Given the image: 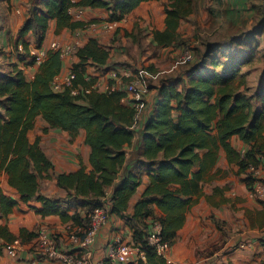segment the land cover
<instances>
[{"label":"trees","instance_id":"obj_1","mask_svg":"<svg viewBox=\"0 0 264 264\" xmlns=\"http://www.w3.org/2000/svg\"><path fill=\"white\" fill-rule=\"evenodd\" d=\"M40 1L42 6L31 11L19 36L24 38L32 32L42 46L52 19L57 22V32L62 28H83V21L73 19L72 8H105L110 12V21H120L142 2L151 0ZM167 1L165 28L153 34L159 47L175 43L181 21L193 13L196 0ZM23 46L29 49L25 40ZM211 53L207 51L192 66L183 88L172 82L158 87L153 113L144 124V145L137 170L129 171L110 197L109 213L126 219L133 231V243L144 252V258L128 264H169L149 244L148 233L159 222L163 242L173 244L194 196H201L204 183L215 178L213 169L221 148L226 150L229 161L238 165V172L246 175L249 190L257 180L249 167L258 168L264 161V84L253 87L243 66L236 62L226 65L222 72L217 70L214 59L212 69L203 68L212 59ZM77 56L74 82L89 85L95 80L86 79L87 65H106L110 51L90 37ZM61 68L60 54L49 50L31 79L19 64H14L10 72L0 70V176L7 175L9 185L25 203L39 201L42 207L36 208L37 213L60 215L64 221L72 219L85 228L88 215L71 216L67 208H62L64 200L41 193V183L51 178L53 163L41 146V137L32 142L29 132L39 117L50 127L69 131L73 136L80 129L85 130L92 170L87 171L81 164L76 171L57 175L56 180L67 191L68 199H85L82 204L90 211L99 205V198L107 196V188L127 161L125 147L132 145L135 136V110L123 104V91H93L81 101L68 91H54L51 83ZM233 136L245 144V151L233 146ZM143 171L148 173L149 183L135 202L133 212L128 213ZM17 204L0 186L1 211L8 214ZM154 206L163 215H157ZM0 235H4L1 229ZM103 264L114 262L106 258Z\"/></svg>","mask_w":264,"mask_h":264},{"label":"crops","instance_id":"obj_2","mask_svg":"<svg viewBox=\"0 0 264 264\" xmlns=\"http://www.w3.org/2000/svg\"><path fill=\"white\" fill-rule=\"evenodd\" d=\"M159 1L142 2L125 18L117 21V29L123 35L122 45L107 48L110 51V58L106 65H87L85 76L94 79L102 92H105L109 85L116 82L113 79L115 71L119 74L125 69L132 71L131 68L114 64V61L118 59L129 57L126 46L129 47L130 51L134 50L132 38L124 35L126 31L130 33L133 28L137 31L140 27L145 33L140 35L139 39L142 42L152 41L155 45L154 31L165 28L166 13L163 4L165 0H161L163 1L162 4H158ZM35 7L37 5L30 8L28 4L24 7V11L22 10L23 13L18 10L21 14L20 17L16 18L17 21L21 18L20 24L24 22ZM147 7L150 8V11L147 10ZM28 9L31 10L30 13ZM89 15H92L94 20L101 21V19H109L110 12L101 7L86 8L85 21L92 19ZM182 22L183 19L181 25ZM87 32L82 28L76 30L62 28L57 32V22L52 19L49 22L42 47H49L53 41L70 42L77 39L75 34L82 33L80 39L84 44L90 37H95L102 46L107 39L100 33V30H97L96 34H86ZM24 40L29 43V49L21 53L31 52L32 49L39 47L32 32ZM19 47L22 48L21 45ZM23 58L25 60L21 63L18 61L12 65L19 64L20 67L22 65L21 68L26 77L31 79L37 72L38 66L32 63L31 58L21 55L20 59ZM78 60L76 53L62 59V68L59 74L65 75ZM11 70L4 69L2 71L10 72ZM147 98L149 104L135 118L133 143L125 147L127 161L118 173L115 182L107 188V196L97 200L99 203L106 202L111 197L114 189L123 181L129 171L137 170V159L140 157L144 145V124L153 113L155 106V98H152V94ZM35 129L36 125L30 130L29 138L31 132L35 133ZM37 134L41 137L44 133L37 131ZM85 137L84 129H80L77 135L73 136L69 131L50 127L48 122L47 151L42 146L41 137V146L52 161L53 169L50 172L51 178L45 179L44 183H41L40 191L48 197L64 200L62 208H67L69 215H78L80 218H86L90 212L89 207L82 204L85 199H68L67 191L58 185L56 177L62 173L76 171L81 164L86 167L87 171L92 170L91 147L85 142ZM231 142L238 151H245L246 146L238 136H233ZM258 169L259 175L256 178L264 181V161ZM238 170V165L234 162L231 163L226 150L221 148L213 169L215 178L204 183L201 196H194L195 201L186 213L185 223L177 231L173 244L168 247L165 253L169 264H264V203L251 194L246 175L239 173ZM141 177L142 182L130 202L128 213L133 212L135 202L141 197L149 183V175L146 171L142 172ZM0 186L4 194L18 202L14 210L8 214L3 213L0 209V229L4 232V235H0V264H32L31 262L35 257L33 251L36 233L43 226L47 227L52 235L54 234L63 251L74 250L77 247V244L70 240L69 234L76 228H81L80 234L83 235L87 227L84 228L72 219L64 221L60 215L43 216L37 213L36 208H41L42 204L36 200L28 203L21 200L19 192L9 185L6 174L0 176ZM154 208L157 215H163L157 206ZM116 234L124 236L128 234L127 238H133V231L126 219L116 214H110L108 223L99 229L91 246V257L94 263H103L107 255L108 242ZM17 240L19 243L16 244V249L19 255L13 256L5 246ZM46 264L49 262L47 261Z\"/></svg>","mask_w":264,"mask_h":264},{"label":"rangeland","instance_id":"obj_3","mask_svg":"<svg viewBox=\"0 0 264 264\" xmlns=\"http://www.w3.org/2000/svg\"><path fill=\"white\" fill-rule=\"evenodd\" d=\"M162 2L160 0L157 3ZM167 3V0L163 2L165 6ZM28 4L30 8H33V5L42 6L40 0H0L2 70H11L13 63L25 60L20 59L21 55L31 58L30 52L21 53L26 50L23 46L26 36L21 38L19 29L25 20L20 24L21 18L19 21L16 19ZM147 10L150 11V8L147 7ZM30 11L28 9L29 13ZM90 17L94 20L92 15ZM98 22L108 24L97 29L107 37L102 46L120 47L123 35L117 26L109 19H101ZM97 30L88 31L86 34H96ZM144 33L140 27L137 31L133 28L130 33H124L126 37L132 38L134 50L130 51L126 46L129 57L118 59L114 64L131 68L133 75L139 80L138 91L146 106L149 104L147 96L152 94L153 99L157 98L158 87L162 84L172 82L183 88L189 80L192 66L210 50L212 59L203 68L212 69L214 59L218 63L217 70L222 72L226 65L236 62L237 65L243 66V71L248 74L249 83L253 87H257L261 82L264 84V0H196L193 13L183 19L177 40L169 47H159L147 40L142 42L139 36ZM82 34L75 35L81 38ZM185 50L191 51V57L181 60L180 55ZM37 131L44 133L41 135L42 146L47 151V123L41 118L37 119L35 133H30L31 141L37 138ZM127 235L122 236L125 240L133 241V238H127Z\"/></svg>","mask_w":264,"mask_h":264},{"label":"built area","instance_id":"obj_4","mask_svg":"<svg viewBox=\"0 0 264 264\" xmlns=\"http://www.w3.org/2000/svg\"><path fill=\"white\" fill-rule=\"evenodd\" d=\"M74 20H80L84 22V31H95L102 26H108L106 23H100L96 20H86L85 14L86 8L75 7L70 10ZM115 26L117 21H111ZM84 45L80 38L74 39L70 42L53 41L49 47L39 46L31 50V61L36 66H39L47 57L48 51L52 50L58 52L62 59L70 57L72 54H77L80 47ZM191 57V51L185 50L180 55L181 60H187ZM123 72V73H122ZM120 74L119 72L113 73V79L115 83L108 86L105 92L113 90L123 91L126 93L122 102L124 105L130 106L135 110V118L139 116L140 111L146 107V104L140 97L139 93V80L136 75H133L132 71L125 69ZM86 79L90 81V78ZM75 73L73 67L65 75H56L53 79L51 86L56 92L68 91L73 97L78 98L79 101L83 97L92 93L93 91H100V87L96 82L84 85L81 83L75 84ZM249 171L253 176L258 178L259 169L250 166ZM251 194L258 200L264 203V181L257 179L254 183L253 189L250 190ZM111 205V199L108 198L106 202H101L95 206L88 213L89 224L81 235V228H76L69 234L70 240L77 244L74 250L63 251L57 239L50 233L49 229L45 226L40 227L36 233V243L34 247V259L32 264H103L94 263L92 261L91 246L94 243L99 229L108 223L110 219L109 209ZM148 242L150 245L156 248L158 255L165 256L168 249V244L163 242L161 237V224L156 222L152 225L148 233ZM19 241H14L11 244H7L5 248L13 255L18 256L19 253L16 249V244ZM106 258L117 264H128L130 262H136L140 258H144V252L141 247L135 245L133 242L125 240L120 234H116L108 242ZM20 259H23L20 257Z\"/></svg>","mask_w":264,"mask_h":264}]
</instances>
